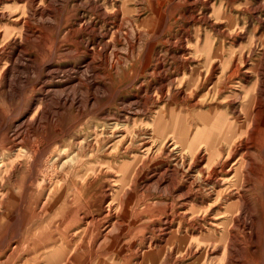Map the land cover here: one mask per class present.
<instances>
[{"label": "rangeland", "instance_id": "1", "mask_svg": "<svg viewBox=\"0 0 264 264\" xmlns=\"http://www.w3.org/2000/svg\"><path fill=\"white\" fill-rule=\"evenodd\" d=\"M24 1V3L19 4L20 6L12 2L9 4L4 1L2 2L3 4H0V33L2 34H0V49L3 50L2 53L0 52V72L10 68L13 62H16L14 66L17 70L12 77V81H18L17 83L15 82L16 84L13 82L15 90L12 89L9 95L4 96L3 100L0 99V114L5 122H9L13 118H16L19 111H21L20 108L25 110L29 107L32 100L40 98L38 96L33 99V94H30L32 87L30 84L35 85L36 83L38 84L39 81H43L44 77L39 71L43 66H47L50 60L54 58L56 48L59 46V42L62 44L64 40L63 37L65 36L64 34H66L67 31H76L82 22L87 23L90 27L92 25V31H87V33L83 30L82 32L85 34L81 31L76 32L72 35L70 42L77 43L79 41L80 43L81 39H83L88 41V43L90 42L89 44L90 46L92 45V48L95 47V49L98 50L100 48H105L104 46L106 44L110 47L106 48L107 52L106 50L101 51L100 49L99 51H101V54L94 55L95 60L93 63L89 62L87 57L79 58L77 56L78 58L73 61L66 63L60 62L55 65L56 67L58 66L57 68L60 67V69L66 70H68L70 66L76 68V72H73L76 74L70 79L67 87L76 88V91L82 90V95L84 97H92L93 107H90V111L88 110L90 116L87 115L79 119L75 111L69 113L59 112L55 114L54 124L56 127L54 126V128L56 130L49 132L50 136L56 133L62 135L67 130L68 126L71 125V127H73V124L79 121L78 127L74 131V138L80 140L79 142L85 141L87 144L82 150L80 157L77 159L76 171L68 177L66 183L62 182V186H66L67 188L68 185L71 186L72 189L76 187L82 192L85 198L92 197L94 200L101 198L103 187L109 184L115 187L114 190L117 195L120 194L121 208L120 205H118V216L122 223V228L120 231H116L114 235H111L108 241H105L104 245L110 246L113 244L115 248L113 247V251L105 249L110 253V260L108 262L101 261L99 264H112L113 262L119 264H223L222 254L219 253L220 251L218 250L210 251L208 259L202 257L200 260L193 259L190 262H178L176 260L180 246L178 240H173L172 244L174 246L172 247L166 246L164 243L156 245V247L152 249L151 257L148 256L144 258L143 255H138V257L133 258L130 255V253H134V250L136 252L137 249L142 250L141 254L150 252L148 248L143 252V246L145 245L142 244V239L144 237L148 239V241H146L148 246L152 238V240H154L153 243H155L156 235H153L149 231H145V229L151 228L157 223L160 217L157 216L158 213L155 212L163 208L166 201L169 203L171 200V195L165 192V184L161 187L152 186L151 190L147 191L146 187L153 185V183L149 181V178L156 173L162 174V171L167 167L173 169L175 165V157L173 154L162 150L164 142L161 139H155L154 143L152 140V152L149 156L144 155L143 149L141 150L140 146L147 144L151 133L155 135L157 133L169 132V135H171V128H176L179 124L189 129L191 135L196 131H199V133L208 132L210 127L208 124L203 123V118L206 117L216 120V118H219L221 115H225L229 121L231 120L230 122H234L235 119H238V122L244 120V111L242 108V104H244L243 93L246 90L255 91V89L256 92L260 90L264 91V0H91V2L89 0H48L44 6L40 3V0H37L38 2L36 1L32 4L33 7L32 5H27L26 0ZM48 6H50L55 15H53L54 17L50 16L51 19L46 16L43 21L40 12L44 9L43 7L48 9ZM96 6L104 12L105 16L103 17H105V19L98 17L99 14L94 11ZM31 8H33V10ZM157 13L158 15H156ZM9 15L10 17H8ZM15 16H17V18ZM23 16L25 20L29 19L30 22L32 21V33L29 34L32 39L25 45L26 47L28 45V48L16 49L15 47L13 48V45L20 40L23 30H21V25L15 28V24H17V21L20 19H23ZM84 19L86 21H84ZM40 21L42 23H40ZM53 22L54 26L52 27L50 25ZM107 23L110 24L108 25ZM99 31H101V33ZM102 33L104 35L103 38L100 35ZM108 33L111 36H109ZM41 34L46 36H42ZM33 38H37V40ZM40 39L42 44H46L44 48L39 45ZM180 40L185 43L184 49L181 47ZM133 41H135V43ZM139 41L140 43H138ZM76 50L79 56L86 50L89 51L83 45L76 48ZM81 50H83V52ZM105 53H107V58L105 57ZM181 58H185L189 61V70H184L179 75L174 68L177 63L181 62ZM85 61L92 64L91 68H95L94 71L96 75L91 72L89 76H87L89 80L86 82L84 80L85 85L82 83V85L78 87L79 83L77 78L81 75L80 73V75L78 74V70H85L84 68L89 64ZM158 61L163 63L161 69L155 66ZM8 64H10V66ZM145 65L148 66L147 69H145ZM25 68L28 71H25ZM92 74L96 77L98 75V77L101 78V80L99 79L100 82H98L100 84L99 86L91 85V82H93L91 80V77H93ZM174 76H177V83L170 82ZM191 77H193V79H190ZM14 78H17V80H13ZM18 79H22V81ZM58 81L56 80L52 85L57 84ZM19 82L22 85L20 84L18 86ZM59 87L64 88V85ZM20 95L23 96L21 100ZM93 96L96 98V101L93 100ZM123 118H125V120ZM116 122H127L128 129L126 134L127 138L125 140L127 143L125 141L121 143L119 138L111 135L112 130L110 124ZM147 126L150 127V129ZM43 140L44 142L41 141V144L36 146L37 150L43 148L47 144L46 139ZM263 141L264 132L261 134L260 144ZM257 144L259 143L255 142L250 146V153L252 159L255 161V170L249 172L247 186H244L242 181H237L234 177L233 179L231 175L229 178L222 179L221 184L216 187L218 192H221L223 196H225V192L229 191L230 185L235 184L236 187L238 185L241 190V185H243L245 187V197L254 210H251L254 212L251 219L256 223V227L253 228L252 231H238L236 233L234 241L235 256L238 259L236 264H264V175H257L264 165V149L259 150ZM202 145L200 146V152H198V154H189L187 158L186 167L189 170L187 178L197 176L194 181L195 184L193 186L194 190L191 193L192 196L197 193L206 196L211 191V188H213V186L215 187L213 179L214 171H212L213 167L211 166L212 164H208V157L207 154H205L208 152L206 151L205 145ZM104 146L105 148H103ZM74 150L78 153L79 149L75 147ZM197 156L199 158L204 157L205 161L201 163V161L197 159ZM237 158L238 157L233 158V162H235ZM48 163L49 159L45 156L41 160L40 167H38L39 169L37 168V171H39L38 178L42 181L46 180L47 182L52 180L54 175ZM144 165L149 177L141 178L136 183L138 187H140L138 192H142L137 194L134 187V172L138 167ZM216 166L214 168L217 170L218 166ZM201 167H204L206 172L202 176H199L197 175V171L201 170ZM33 169V166H28L24 175L32 176V174H35V170ZM50 170H52V174ZM218 172L219 170H217V173ZM23 177V175H19L18 179L22 180ZM99 177L101 179H99ZM13 179L16 180V178ZM157 179L158 178H156V180ZM28 180L25 182L27 183ZM85 183L86 186L84 188L80 186ZM99 183L101 184L98 186ZM16 184L17 183L14 181H12L11 186L5 184V189L0 193V201L2 196H7V194H9L8 198L10 202L17 201L18 189H14ZM90 186L91 188H89ZM144 196L147 201L145 200V203L137 206V199L139 197L143 198ZM31 198L32 195L28 192L27 196H24L22 200H20L19 206L14 210L4 230L0 232V248L5 245L2 252H0V254L2 253V255H0L2 264L5 263V256L10 254L13 249L12 242L21 241L24 237V229L30 219L29 207ZM174 201L175 204H177L175 198ZM147 203L154 207V212L151 213L150 219L143 218L142 216V212L145 210L144 205ZM142 205L143 207H141ZM218 210L215 211V214ZM138 213H140V218L137 216ZM215 214L213 216H215ZM132 216L134 217L132 218ZM221 230V227L217 230L219 235H223ZM250 234L254 235L252 240L248 238ZM131 237L135 240L134 250H130L131 246L128 244ZM200 246L202 255L206 245ZM195 247L197 248L198 246ZM121 248L124 249L122 254ZM209 248L212 249L213 245H209ZM179 252L182 254L181 250ZM215 253L217 254L215 255ZM17 264H24V261L21 263L18 262Z\"/></svg>", "mask_w": 264, "mask_h": 264}, {"label": "bare ground", "instance_id": "2", "mask_svg": "<svg viewBox=\"0 0 264 264\" xmlns=\"http://www.w3.org/2000/svg\"><path fill=\"white\" fill-rule=\"evenodd\" d=\"M3 1L8 2L9 4L10 2H12L15 5H19L20 3L25 2L24 0H0V4ZM36 1L37 0H26V3L27 5H32ZM47 1L48 0H40V3L44 6ZM89 1L91 2V0ZM82 5H85V4H82ZM43 8L44 9L41 10V12L39 11L40 16L42 17V20L46 16L50 18V16L55 15L54 12L51 10L50 6L47 7L48 9H46L45 7ZM31 9L33 10V8ZM94 9H95L94 11L99 14L98 17L105 19V17H103L105 16V14L104 12L101 11V9H99L97 6ZM34 15H37V14H34ZM156 15H158V13ZM8 17H10V15ZM15 17L17 18V16ZM24 20L25 19L23 16V19H20L19 21H17V24H15L16 22L14 23L15 28H18L19 25L22 26L21 30H23V34L20 40L17 41V43L13 45V48L15 47L16 49H24L26 47L25 45L32 39V37L29 35L30 33H32V25H31L32 21L30 22L29 19L25 21ZM84 21L86 20L84 19ZM48 22H49V19H48ZM40 23L42 22L40 21ZM50 26L53 27L54 22L51 23ZM83 30L86 32L92 31V25L90 27L88 26L87 23L82 22V24L79 25L76 31L69 30L67 31L66 34H64L65 36L63 37L64 40L62 44L59 42V46L57 48L55 47L56 51H55L54 58L52 57L53 59L50 60L48 65L45 67L43 66V68L40 69L39 71L40 74L44 77L43 81L42 82L39 81V83L38 84L36 83L35 85L30 84V86H32L30 90V94L31 95L33 94V99L38 96L40 98L37 100L34 99L35 101L32 100L31 104L29 105L27 109L22 110L20 108L21 111H19L18 116L16 118H13L12 120L9 119L10 120L9 122H5L2 119V116L0 114V193L3 189H5V184H9L11 186L12 181L17 183L14 189H18L17 190L18 191L17 201L10 202L8 198L9 194H7V196L3 195L1 198V201H0V232L1 230H4L10 217L13 215L14 210L19 206L20 200H22L24 196H27L28 192H30L32 195L31 203L29 207L30 219L28 220V223L26 224V227L24 229V237L22 238L21 241L12 242L13 249L10 252V254H7L5 256L4 264H17L18 262L21 263L22 261H24V264H95V263L99 264L101 261L108 262L110 260V253H108L105 249H107L108 251L110 250L113 251V247L115 248V246H113V244L110 246L104 245V243L105 241H108L111 235H114L116 231H120V229L122 228V223L120 222L119 216H118L119 215L118 205H120V208H121L120 194L117 195V193L114 190L115 187L112 184H109L106 187H103L101 198L98 197L99 199L97 200H94L92 197L85 198L82 195V192H80V190L76 187H73L72 189L71 186H68V185H67V188L66 186L65 187L62 186V182L66 183L68 177L74 171H76L77 159L80 157L82 150L87 146L85 141L79 142L80 140H77L76 138H74V131L78 127L79 121L74 123L73 127H71V125L68 126L67 130L62 135L59 133H56L55 135H52V136L49 135L50 131L56 130L54 128V126L56 127V125L54 124L55 114L59 112L69 113L71 111H75L79 119V118H84L85 116L89 115L88 110L89 109L91 110L90 107H93L92 100H91L92 97L91 98L88 96L84 97L82 95V90L76 91V88L73 89V87L72 88L70 86L67 87L70 79L76 74V73H73L74 71L76 72V68H73L70 66V68L66 70V69H60V67L57 68L58 66L57 67L55 66L56 64L60 62L61 63L70 62V61L77 59L78 57L79 58L87 57L88 61L93 63V61L95 60L94 55H100L101 51L106 50V48L108 47L107 44L104 46L105 48H100L101 51H99L100 49L99 50L95 49V47L92 48L91 47L92 45L90 46L89 44L90 42L88 43V41L83 40L81 38H80L81 39L80 43L79 41L77 43L70 42L73 34H75L76 32H80V31L82 32ZM99 32L101 33V31ZM91 33H94V32H91ZM100 35L103 38L104 36L103 33ZM42 36H46V35H42ZM134 37H135V34H134ZM37 38H33V39L37 40ZM41 39H40L39 45H41L42 48H44L46 44L45 43L42 44ZM133 42L135 43V41ZM138 43H140V41ZM180 43H181V47L184 49V45H185L184 41L180 40ZM81 45L85 46L86 49H88L89 51L86 50L82 55L79 56L78 55L79 53L77 52L76 48H79ZM26 48H28V45ZM1 50L2 49H0V52L2 53L3 50L2 51ZM81 51L83 52V50ZM105 54H106L105 55L106 57L107 53ZM154 58H157V57H154ZM15 63L14 62L13 64L11 63L12 66L10 68H7L0 72V99L2 100L4 99V96L9 95L11 93L12 89L15 90L14 88L15 86L13 84L14 81H12V77L15 75L14 73L17 70V68L15 69V66H14ZM8 65L10 66V64ZM91 66L92 64L89 63L86 66V68H84L85 70L83 71L78 70L79 71L78 74L79 73L81 74V75L79 74L80 76L78 75L79 77L77 76L78 77L77 81L79 83L78 87L81 86L82 83L85 85V82L89 80L87 76H89L91 72L94 75H96L95 74L96 72L94 71L95 68L92 69ZM155 66L158 69H161L163 67V63L161 61H158V63ZM188 66H189V61L185 58H181V62L177 63L174 69L176 70L177 74L180 75L182 71L189 70ZM147 67L148 66L145 65V69H147ZM25 71H28V70L26 69ZM133 74H136V73H133ZM94 75L93 77H91V80L93 81L91 82V85L99 86L100 84L98 82H100L101 78L98 77V75L97 77ZM190 79H193V77H191ZM13 80H17V78L16 79L14 78ZM56 80L57 81L62 80V81H58L57 84L52 85L54 84V82H56ZM176 80H177V76H174L172 77L170 82L177 83ZM20 81H22V79ZM20 84L21 83L19 82L18 86ZM61 85H64V88H60L59 86ZM94 96H93V100L96 101V98H95L96 96L95 97ZM22 97L23 96L20 95V100ZM243 97H244V104H242V108L244 111V118H243L244 120L241 122H238V119H235L234 122H230L231 120L229 121V119L225 115H221L219 118H216V120H213V118L211 119V118L206 117V118H203V123L208 124V126L210 127L209 128L207 126L209 128L208 132L199 133V131H196L193 135H191L189 129L179 124L176 126V128L174 127L171 128L172 129L171 135H169L170 134L169 132L167 133L163 132L161 134L157 133L155 135L151 133L147 144L140 146L141 150L143 149L144 155L149 156L150 153L152 152L151 150L153 146L151 145L152 140L154 143L155 139H161L164 142L162 150L168 151V153L173 154V156L175 157V165L173 166V169H171L170 167H167L165 170L162 171V174L156 173L151 178H149V181L152 182L153 185L146 187L147 191H150L152 186L161 187L163 184H165L166 185L165 192L171 195V200L169 203H167L166 201L164 207L160 208V210L155 212V213H158L157 216L160 217L157 223H155V225L152 226L151 228L145 229V231H149L153 235H156L155 243H153L154 240H152L153 239L152 238L151 243H149L148 246L146 242L148 241V239L146 238L147 239L146 240L145 237L142 239V244L145 245L143 246L144 247L143 252L145 251V249L148 248V250H150L149 253L141 254L142 250L140 249H137L135 252L134 250L135 240L132 237L129 239L128 244L129 246H131L130 250L131 249L134 250V253H130V255L133 258L138 257V255L140 256L143 255L144 258H147L148 256L151 257L152 249H154L156 245L164 243L166 244V246L172 247L174 246L172 244L173 240H178L179 245H180L178 250L182 251V254L181 252L178 251V256L176 259L178 262L185 263V262H190L193 259L200 260L202 257H204L205 259H208L210 251H217V250L220 251L219 253L222 254L223 264H236V262H238V259L236 258L235 251H234V246H235L234 241H235L236 233L238 231H243V232H246L247 230L252 231L253 228L256 227V223L251 219L252 215H254V212H252L254 210L252 209L249 201L245 197V187H244V186H247L246 184L248 183V180H249L248 179L249 172H251V170H255V165H254L255 161L252 159V156L250 153L251 151L250 146L252 145V143L258 142L259 143L257 144L258 149L259 150L264 149V141L260 144V137H261L262 132H264V117H263L264 91L260 90L259 92H256V89L255 91L246 90L243 93ZM123 119L125 120V118ZM127 126H128L127 122L125 123L116 122V123L110 124V128L112 130L111 135L113 137L119 138L121 140V143H123L127 138L126 136L127 129H128ZM148 128L150 129V127ZM43 139H46L47 144L43 148L37 150L36 146L41 144V141L44 142ZM201 145L202 146L205 145L206 151L208 152L205 154H207V157H208V160H207L208 164H212L211 166L213 167L212 171H214L213 179H214L215 187L212 185L213 188H211V191L206 196L199 195L198 193L192 196L191 193L194 190V187H193L195 184L194 181L197 178V176H191L193 178H187V174H189V170L186 167L187 158L189 157V154L190 155L198 154V152H200ZM75 147H78L79 149L78 153L74 150ZM103 148H105V146ZM45 156H47V158L49 159V163H48L50 164L49 167L53 170V173H54L52 180H49L48 182L46 180L45 181L40 180V178H38L39 171H37V168L40 167L42 158H44ZM236 157H238L237 160L233 162V158H236ZM197 159L200 160L201 163L205 161L204 157L199 158L197 156ZM216 165L218 166V169H217L219 170L218 173H217L216 168H214ZM28 166L34 167L33 170H35V174H32V176L24 175ZM263 166L260 169L259 173H257L258 176L264 175ZM204 167H201L200 168L201 170L197 171V175L202 176L206 172V169ZM52 170H50V172ZM19 175L24 176L22 180L18 179ZM231 175H232V178L234 177L237 181H242L244 186L238 183L239 185L242 186V190H241L238 185L237 187L235 184H234L235 186L230 185L229 191L225 192L226 195L223 196L221 192H218L216 187L217 185L221 184L222 179L229 178ZM144 177H147V178L149 177V174L146 172L145 165L142 167L141 166L138 167V169L134 172V180H135L134 187L136 189L137 194L138 193L140 194L142 192L140 191L138 192V190H140V187H138L136 183L141 178H144ZM13 178H16V180H14ZM156 178L158 179L156 180ZM99 179L101 178L99 177ZM26 180H28L27 183L25 182ZM100 184L101 183H99L98 186ZM80 186L84 188L86 186V183ZM89 188H91V186ZM116 195L117 197L115 198ZM258 195H259V192H258ZM174 198L177 200L176 201L177 204H175ZM145 200H146L145 196L143 198L139 197L137 199L136 205L140 206L139 204L145 203L147 201ZM144 206H145V210L142 212V216L143 218L150 219L151 213L154 212L153 211L154 207L153 205L148 204V203ZM141 207H143V205ZM216 210H218V212L215 214ZM214 214L215 216H213ZM137 216L140 218V213H138ZM133 217L134 216H132V218ZM220 227L222 228L221 231L223 232V235H219L217 233V230H219ZM253 236L254 235L250 234L248 235V238L252 240ZM200 245H206V247H204L205 250L202 255H201L202 250H200V247H201ZM209 245H213V248L212 249L209 248ZM195 246H198V247L196 248ZM4 247L0 248V252H2ZM121 250H122L121 251V254H122L124 252V249L121 248ZM216 254L217 253H215V255ZM0 255H2V253ZM0 264H2L1 261H0ZM112 264H119V263L113 262Z\"/></svg>", "mask_w": 264, "mask_h": 264}]
</instances>
